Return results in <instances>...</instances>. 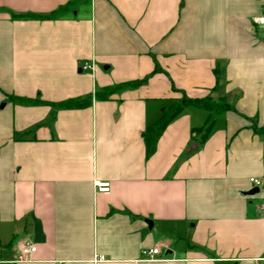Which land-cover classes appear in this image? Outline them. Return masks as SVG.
I'll return each mask as SVG.
<instances>
[{"label":"crops","instance_id":"obj_1","mask_svg":"<svg viewBox=\"0 0 264 264\" xmlns=\"http://www.w3.org/2000/svg\"><path fill=\"white\" fill-rule=\"evenodd\" d=\"M258 12V0H0V264L264 257V195L245 193L264 178ZM182 97L231 107L206 134L208 112L184 107L148 154L144 130ZM152 247L163 259H144Z\"/></svg>","mask_w":264,"mask_h":264},{"label":"trees","instance_id":"obj_2","mask_svg":"<svg viewBox=\"0 0 264 264\" xmlns=\"http://www.w3.org/2000/svg\"><path fill=\"white\" fill-rule=\"evenodd\" d=\"M137 83L138 82H132L133 85ZM186 106L199 107L208 112L205 126L200 129V131H203V134L208 132L212 121L218 114L231 107L222 99L214 100L210 97L200 99L188 97L180 98L172 103L168 108H164L159 118L154 123L147 126L144 130L143 137L147 146L148 154L152 152L154 144L165 126Z\"/></svg>","mask_w":264,"mask_h":264},{"label":"built area","instance_id":"obj_3","mask_svg":"<svg viewBox=\"0 0 264 264\" xmlns=\"http://www.w3.org/2000/svg\"><path fill=\"white\" fill-rule=\"evenodd\" d=\"M258 2H259V12L257 15L252 17V22L256 24L259 28H261L264 32V0H258ZM94 67H95V64H94L93 59L82 61L80 64V69L82 71H93ZM249 181L252 184V186L260 189L264 195V178L251 177ZM95 184H96V188L98 191H108L109 190V182L96 181ZM262 208L264 210V204ZM32 251H33V246L27 244L24 247H22L21 256L30 254ZM159 253H160V250L157 247H152V248L145 249L142 251V255L145 260L163 259L161 256L158 255ZM255 264H264V257L257 259L255 261Z\"/></svg>","mask_w":264,"mask_h":264},{"label":"water","instance_id":"obj_4","mask_svg":"<svg viewBox=\"0 0 264 264\" xmlns=\"http://www.w3.org/2000/svg\"><path fill=\"white\" fill-rule=\"evenodd\" d=\"M190 147H195V145L191 144ZM255 192H258V188H257V187H254V188H252V189L246 191L245 193H246V194H253V193H255ZM147 222L150 223V221H149L148 219H147Z\"/></svg>","mask_w":264,"mask_h":264},{"label":"rangeland","instance_id":"obj_5","mask_svg":"<svg viewBox=\"0 0 264 264\" xmlns=\"http://www.w3.org/2000/svg\"><path fill=\"white\" fill-rule=\"evenodd\" d=\"M225 101V100H224ZM263 193V192H262ZM262 193L261 192H259V193H257V195L256 196H261L262 195Z\"/></svg>","mask_w":264,"mask_h":264}]
</instances>
